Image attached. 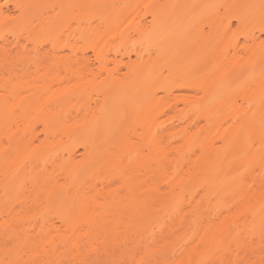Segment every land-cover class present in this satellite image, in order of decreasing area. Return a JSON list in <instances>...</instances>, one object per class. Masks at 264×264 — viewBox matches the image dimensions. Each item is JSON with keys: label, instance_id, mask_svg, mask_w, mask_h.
<instances>
[{"label": "bare ground", "instance_id": "1", "mask_svg": "<svg viewBox=\"0 0 264 264\" xmlns=\"http://www.w3.org/2000/svg\"><path fill=\"white\" fill-rule=\"evenodd\" d=\"M222 4L255 20L244 45ZM2 20L0 264H264V38L252 28L264 0H122L118 12L109 0H14L13 14L0 0ZM127 28L142 36L136 58H107V38ZM168 47L187 75L204 72L200 98H156L145 79L121 89L129 111L65 105L94 85L96 61L152 78ZM72 109L83 123H63Z\"/></svg>", "mask_w": 264, "mask_h": 264}, {"label": "rangeland", "instance_id": "2", "mask_svg": "<svg viewBox=\"0 0 264 264\" xmlns=\"http://www.w3.org/2000/svg\"><path fill=\"white\" fill-rule=\"evenodd\" d=\"M109 1L111 7L115 12H118V10L122 7V0ZM1 4L4 6V9L8 7L13 14L14 0H1ZM187 5L188 3L185 5V7ZM217 7V16L222 17L224 23H230V32L233 39L236 41H240V46L244 45L250 25L253 24L255 20L253 18H249L244 23L240 24L236 19L237 12L233 9V7L229 6V4H222L218 5ZM143 13L144 11L142 9V12L140 14L141 19L143 18L147 21L151 19L150 14L145 13L143 15ZM194 17L195 19H193ZM196 19H199V17H197L195 13H192L188 16V20L195 21ZM205 20L206 19L204 18V16H202L198 21L197 30L200 33H207L209 31L208 22ZM263 25L264 20L258 25L252 27L255 33L260 34L262 38H264V31L262 30ZM9 26V21H0V35L8 36ZM127 31L129 32V35L122 36V31L116 29L113 36L107 38V43L104 48V54L107 58L112 59L114 56H116L117 59L123 58L124 62L128 60L129 55L132 60L136 58V51L141 48L140 44L143 43L142 36L139 35L136 31H133L132 28H127ZM213 42L214 40L212 39L210 41L200 42V54H203L204 57H208L207 55L211 50ZM68 43L75 46V42H73L72 40ZM59 49L61 53L68 52L66 36H63L61 38ZM172 52L173 51L171 50V47H168L167 52L164 54L165 59H163L161 63L163 66H159L157 73L152 78L146 77L148 74L143 72L142 69H131L128 68L124 63H121L117 67H114L113 62H109L107 69L103 70L99 66V63L96 61V63L91 64V67L93 69L92 72H94L95 74L94 85L92 87H89L85 91H82L79 94L80 96H65L64 103L65 105H67L69 102L78 103L80 105L86 104L95 108L96 105L108 106L111 103L109 99H112V104H117L118 107L127 110L130 106L126 105L124 97L118 96L121 94V89H128L132 82L137 81L139 83L140 81H143L145 79H148L152 84L151 90L156 93V98L162 96L164 88H170L175 93H186L188 97L200 98L201 94L199 93L195 95L192 89L197 87L199 83H202L206 79L204 72H196L193 76L187 75L183 69L179 68L183 63L174 59ZM86 53H88V55H91V52L89 50H86ZM143 53L144 59H148L151 56L147 52ZM154 54L155 52L152 51V55ZM184 54L185 53L182 52L183 57ZM248 75L249 70L240 73V88L245 87L249 83ZM165 101L166 100H162V102ZM162 102L160 101L159 104ZM240 102L241 101L239 100V103ZM170 103H178V107L174 114L176 118H179L184 113L183 103L173 99L170 100ZM127 111H129V109ZM71 112L72 116H68L67 120L64 119V124L70 126L72 124L77 125V123L81 124L84 122V114L79 115L77 117L79 121H76V119L74 118L76 116V111L72 109ZM74 147L75 150L79 152L82 151V147L79 143H76Z\"/></svg>", "mask_w": 264, "mask_h": 264}]
</instances>
